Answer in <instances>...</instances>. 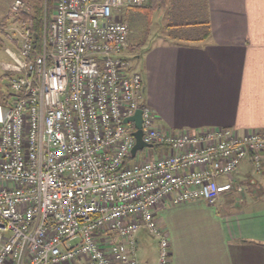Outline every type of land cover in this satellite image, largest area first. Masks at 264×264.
Segmentation results:
<instances>
[{
    "label": "built area",
    "instance_id": "obj_1",
    "mask_svg": "<svg viewBox=\"0 0 264 264\" xmlns=\"http://www.w3.org/2000/svg\"><path fill=\"white\" fill-rule=\"evenodd\" d=\"M146 0H56L39 36L14 0L0 44L10 94L0 98V264H139L137 236L157 239L170 264L156 208L216 203L250 160L259 174L264 133H173L157 125L139 72L121 58L130 29L114 15ZM120 11V10H119ZM142 110V158L133 137ZM244 188H237L243 192Z\"/></svg>",
    "mask_w": 264,
    "mask_h": 264
},
{
    "label": "crops",
    "instance_id": "obj_2",
    "mask_svg": "<svg viewBox=\"0 0 264 264\" xmlns=\"http://www.w3.org/2000/svg\"><path fill=\"white\" fill-rule=\"evenodd\" d=\"M24 1L32 10L41 0ZM153 17L166 35L143 44L138 72L159 127L176 134L264 133V0H166ZM198 22H209L210 36L197 42L186 36L204 35L201 29L171 27ZM233 178L235 190L214 204L167 200L156 208L170 264H264V163L257 174L247 160ZM144 234L137 236L138 262L159 264V244Z\"/></svg>",
    "mask_w": 264,
    "mask_h": 264
},
{
    "label": "rangeland",
    "instance_id": "obj_3",
    "mask_svg": "<svg viewBox=\"0 0 264 264\" xmlns=\"http://www.w3.org/2000/svg\"><path fill=\"white\" fill-rule=\"evenodd\" d=\"M48 2L49 0H41L40 2H32L31 4L32 10H28V12L31 13L35 10V8H40L42 6H44V10L46 11V6H47L46 4ZM55 5H56V0H53L52 1L53 10L55 9ZM119 10L117 12L114 10V15L118 16L120 19H124L126 16L129 18L131 13L132 15L136 14L137 16V19L134 22V25H135L134 27H131L130 25L131 21H129L128 23L130 30H131V39H132L133 47L129 48L128 46L129 49H126L124 51V55H122L121 58L126 60L130 64L132 72H138V71L142 72V67H143L142 56L145 53V50L143 48H146V47L142 48V53H141L140 48L143 46L144 43H148L149 45L148 44L147 45L150 46L153 42L160 41V39H162V37L166 35V32H164L165 28H163V25L161 24V22L157 23L156 19L153 17L154 13L152 11L137 10V9L133 10L125 6H123ZM129 10H133V11L129 12ZM7 13H9L8 0H0V23L3 21V18L6 17ZM45 21L47 22L50 21V16L47 12H45L43 23H45ZM4 46L11 48L10 44L5 43ZM4 46L0 45V98L1 100H3L4 98H7L10 94V90L8 88L9 79L8 77H6L3 71V65L6 63H10L11 59L6 53ZM195 134H198V133H195ZM156 153H157V149L146 148L143 151L139 152V156H141L142 158H145L148 156L147 160H151L152 155H155ZM143 236H144V240H156L157 241V239L150 236L148 233L144 234Z\"/></svg>",
    "mask_w": 264,
    "mask_h": 264
},
{
    "label": "trees",
    "instance_id": "obj_4",
    "mask_svg": "<svg viewBox=\"0 0 264 264\" xmlns=\"http://www.w3.org/2000/svg\"><path fill=\"white\" fill-rule=\"evenodd\" d=\"M52 1L53 0H49V2L46 4V11L44 10V6L40 7V8H35V10L33 12H28L26 15L22 16L21 19L22 20H32L33 21V30L35 32L38 33V35L40 36L42 34V30H43V22H44V16H45V12H47L49 14V16L51 17L52 12L54 11L52 8ZM166 0H146V3L140 7H135L134 9L136 10H145V11H152L153 13L155 12L156 8H160L162 7V3L165 2ZM148 2V4H147ZM130 9V8H129ZM151 16V14H150ZM126 16L124 19H121L123 22H125L127 25L129 23V21H131V27H134V22L137 19L136 14L133 15V17L128 18ZM129 27V25H128ZM172 28H177V27H183V28H188V27H195L194 29H201L205 34L203 35L202 32L200 33L201 37L196 36L195 34H191L188 35L186 37L187 41L190 42H197L200 40H203L204 38H208L210 36V24L209 22H198V23H188V24H180V25H175L172 26ZM170 26L168 27L171 28ZM130 29V27H129ZM131 34V31H130ZM203 35V36H202ZM206 35V36H205ZM205 36V37H204ZM131 37V35H130ZM204 37V38H203ZM130 40V38H129ZM1 45V44H0ZM141 49V48H140Z\"/></svg>",
    "mask_w": 264,
    "mask_h": 264
},
{
    "label": "water",
    "instance_id": "obj_5",
    "mask_svg": "<svg viewBox=\"0 0 264 264\" xmlns=\"http://www.w3.org/2000/svg\"><path fill=\"white\" fill-rule=\"evenodd\" d=\"M134 123L135 131L133 132V137L136 140V145L132 151V156L135 157L137 152L143 151L146 148H152V146L147 145L143 140V131H142V110H138L136 114L125 120V123Z\"/></svg>",
    "mask_w": 264,
    "mask_h": 264
}]
</instances>
